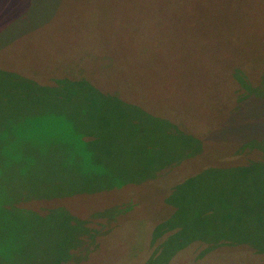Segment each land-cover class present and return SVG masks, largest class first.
Listing matches in <instances>:
<instances>
[{
	"label": "rangeland",
	"instance_id": "rangeland-1",
	"mask_svg": "<svg viewBox=\"0 0 264 264\" xmlns=\"http://www.w3.org/2000/svg\"><path fill=\"white\" fill-rule=\"evenodd\" d=\"M39 1L44 4V14L53 12L51 20L40 33L31 28L6 48L0 56V63L5 64H0L2 68H7L6 64L16 66L27 70L22 76L52 86L65 74L45 68L66 60L77 68L76 74L65 75L69 79L79 75L78 79H85L99 91L115 93L143 115L166 119L195 137L196 142L191 145L200 141L202 148L196 156L165 167L162 162H174L177 156L176 151L169 150L160 159L159 172L150 182L69 198L14 201L10 206L39 214L50 208L65 210L70 218L105 231L96 235L95 248L86 246L84 250L73 251L76 260L64 264H139L138 258L149 248L151 239L144 223L147 217L156 218L168 211L165 198H169L172 186L197 172L200 174L211 163L208 171L215 167L223 169L225 165V172L227 165L240 166L248 172L238 182L229 180L226 173L220 172V176L217 172H206L183 183L173 196L175 215L171 224L177 226L173 229V232L177 229L176 239L163 246L178 244L168 258L173 264H182L183 258L186 260L183 264H247L239 245L234 246L240 251L238 254L232 249L220 255L214 249L222 233L230 241L255 234L264 248V164L259 163L260 169H250L262 155L264 158V88L250 85V91H241L239 96L240 87L232 79V68L238 63L251 69L264 66V0H34ZM21 29L19 26L16 30ZM76 43L80 46L74 49ZM63 87L59 92L62 100L51 99L55 102L52 106L66 104ZM113 87H118V92ZM100 98L97 96L98 101ZM74 103L63 108L67 114H61L66 117L70 111H76ZM234 105L229 111L234 115L227 116L225 110ZM109 106L102 105L97 110L111 113ZM120 118H108L107 127L94 130L92 141L81 146L84 151L66 150L61 157L71 160L75 156L76 163L93 172L100 169L105 172L108 168L123 175L121 169L127 168L137 176L136 167L125 165L137 158L139 167L146 166L145 154L170 142L143 124L146 134L141 137L145 148L140 143L142 139L134 145L133 128L128 126L127 117ZM92 122L96 127L95 120ZM67 124L71 126L70 122L64 126L68 127ZM150 133L154 138L148 136ZM45 154L38 156L45 167L56 168L62 163L57 153ZM107 174L93 182L107 183ZM67 183L64 181L56 190L69 191ZM40 188L42 184L37 187ZM223 196L225 201L221 200ZM226 203L232 211L229 215L220 207ZM107 214L114 216H104ZM199 215L205 218L200 226L195 224ZM54 228V223H48L41 225V229L33 228L37 231L26 232L25 240L34 241V253L44 249L41 242L46 241ZM53 235L58 238V234ZM201 236L210 240H196ZM20 239L24 240V236ZM18 246L30 263L31 255L20 242ZM203 251L206 252L200 254ZM64 253L65 249H61L60 257ZM15 256L10 255L9 264H17Z\"/></svg>",
	"mask_w": 264,
	"mask_h": 264
},
{
	"label": "trees",
	"instance_id": "trees-1",
	"mask_svg": "<svg viewBox=\"0 0 264 264\" xmlns=\"http://www.w3.org/2000/svg\"><path fill=\"white\" fill-rule=\"evenodd\" d=\"M124 1L131 2L132 0ZM33 2L34 0H0V28H4L3 31H0V56H2L6 48L23 36L29 29L34 28L31 31H36L38 34L46 28V24L51 20L53 12L44 14V10H42L44 4L40 1L39 3ZM19 26L23 29L16 30ZM77 46L80 45L76 43L73 48L75 49ZM6 65H8L7 68L0 66V264H9L10 255L12 254H16L14 260L17 264H64L65 262L76 260L73 251L84 250L86 246L95 248L96 235L105 232H101L98 227H88L86 221L85 224L81 220L70 218L65 210L50 208L44 214H39L35 211L25 212L10 206L12 202L28 201L29 199L54 200L57 198H69L78 195L97 194L107 189L120 188L127 184H143L156 178L160 169L158 168L159 164H161L159 161L169 150L176 151L177 156L174 162H162L165 167L179 162L181 159L184 160L188 159V157L196 156L202 148L200 141L195 146L191 145V142L192 144L196 142L195 137L192 138V135L182 132L175 124L166 119L158 116L143 115L138 109L128 105V102L114 95L115 93L99 91L98 88L88 85L85 79H78L79 75L71 76L69 79L65 75L76 74L77 68L75 65L73 67V63L70 65L66 60L61 65L58 62V64L45 68L48 69L47 71L54 70L65 74L59 77L52 86L40 85L31 78L22 76L27 70H19L16 66ZM232 73H234L232 79L240 87H238L240 94H237L239 96L244 91H250V85L256 88L260 86H262V89L264 88V66L259 69H251L248 65L238 63L235 68H232ZM245 79H247V82ZM230 84L232 86L231 82ZM62 85L65 86L63 89L64 102L66 104L52 106L51 104L55 102H51V99L62 100L59 96L61 94L59 92L62 91ZM84 86L85 88L83 89ZM18 88H21L22 91H19ZM113 89L116 92L119 90L118 87H113ZM97 96H101L99 101ZM101 99H103L102 103H100ZM69 101L75 102L74 109L77 110L71 112L69 109V115L65 117L61 113L67 114L63 108H70ZM107 104L110 105L111 113H108L109 110H101L100 112L97 110L102 105L105 108ZM234 107L235 105L227 107L228 110H225L227 116L234 115V113L230 114L229 112ZM121 116L127 117L128 126L133 128L132 135L134 134V137L132 142L135 143L134 145H137L136 142L142 139L143 134H146L144 131L147 127L152 130V133L157 131L160 133L161 138L170 142L164 141L166 147L154 148L148 154H145L147 156L146 166L142 165L139 167L140 163L136 164L138 163L137 158H133L131 164L125 165L127 167H136L137 176L134 177L133 173L129 172L127 168L121 169L123 175L114 174L108 168L105 169V172L100 168L98 173L93 172L90 169H84L79 163H76L77 159L75 156L71 160L61 157V153L66 150L72 152L84 151L85 147L81 146L92 141V136L95 135L94 130L107 127L109 125L108 118L121 119ZM78 118H80L79 121ZM92 119L97 123L96 127ZM67 122L71 123L70 127L68 124V127L64 126ZM143 124L146 125L145 129ZM36 131L41 133L37 135ZM64 132L66 133L63 137ZM152 133L148 136L154 138ZM57 135L60 137H56ZM50 139L51 141H49ZM206 142L209 144L208 136ZM49 143L54 144L49 146ZM140 143H144L142 146L145 148L143 139ZM49 152H55L61 157L62 163H59L58 167L47 168L39 161V158L44 156L43 154ZM181 154L182 156L179 157ZM38 156L40 157L38 158ZM261 159L263 160L261 161ZM259 160L250 166L251 170L260 169L259 163L264 164L263 155ZM211 165L204 166L203 169L205 170L200 174L197 172L181 180L180 184L178 183L176 184L177 186H174L175 188L172 186L169 198L166 194L165 205L168 211L165 214L156 218L147 217L144 225L149 228L147 234L150 235L151 239L148 242L149 248L143 250V253L141 252L140 258L136 257L141 259L139 264H173L168 258H171L169 255L174 249H177L175 246L178 244L172 243L173 245L167 247L163 245L167 241H175L176 239L174 234L177 229L175 232H173V229L177 226L171 224V220L175 215L173 196L179 191L184 182L201 177L206 172L226 173V177L230 178L229 180L238 182L244 176V173L248 172L247 168H239L240 166L234 165H227L228 168L225 172H223L225 165L223 169L215 167L213 171H208ZM106 173H108L107 177L109 179L107 183L93 182L94 179L104 178ZM127 173L131 174L127 175ZM39 174L42 175L41 178H39ZM64 181L68 182L69 191H57V186L63 185ZM39 184H42L40 190L37 189ZM206 191L209 194V187ZM221 200L225 201L226 197L223 196ZM124 207V204H122V209H125ZM220 207L224 209L223 213H227V215L232 212L230 211L229 203L221 204ZM104 216L113 217L114 215L107 214ZM204 219L199 215L195 220V224L200 226ZM48 223H54L56 228H54L46 241L41 242L44 244V249L34 253V241L32 239L25 240L26 232L29 230L31 232L37 231L33 228L39 227L41 229V225H47ZM216 224L219 226L218 222ZM73 229H75L74 232ZM53 234H58V238L55 239L54 236L56 235ZM22 235L24 240L20 239ZM222 235L221 237L219 236L220 238H215L216 247L214 252L215 250L219 251L221 255L222 252L226 253L225 251L231 252L235 250L238 254L240 251H236L234 246L239 245L247 264H264V248L259 245L260 242L257 241L255 234L250 238L247 236L240 237L237 241H230L223 238ZM196 240L206 241L210 239L207 236H201ZM19 242L25 247L27 253L31 255L30 263H28L24 252L19 250ZM185 242L187 243V239ZM226 248H230V250ZM61 249H65L62 257H60ZM222 249L225 250L222 251ZM149 250L150 252H148ZM209 250L212 251V249ZM204 252L206 251L200 254ZM235 252L227 254L233 255ZM200 254L196 257L197 261L200 260ZM7 257H9L8 260ZM38 259L43 263H39ZM182 262H186L185 258L182 259Z\"/></svg>",
	"mask_w": 264,
	"mask_h": 264
}]
</instances>
